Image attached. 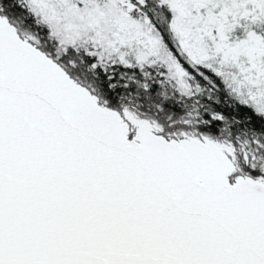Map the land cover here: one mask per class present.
Returning a JSON list of instances; mask_svg holds the SVG:
<instances>
[{"label":"snow or ice","instance_id":"obj_1","mask_svg":"<svg viewBox=\"0 0 264 264\" xmlns=\"http://www.w3.org/2000/svg\"><path fill=\"white\" fill-rule=\"evenodd\" d=\"M0 264H264V0H0Z\"/></svg>","mask_w":264,"mask_h":264}]
</instances>
